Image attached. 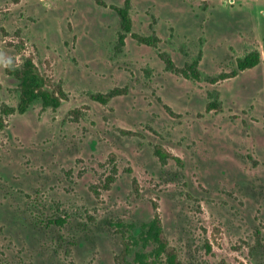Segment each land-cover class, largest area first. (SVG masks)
<instances>
[{"label":"rangeland","instance_id":"rangeland-1","mask_svg":"<svg viewBox=\"0 0 264 264\" xmlns=\"http://www.w3.org/2000/svg\"><path fill=\"white\" fill-rule=\"evenodd\" d=\"M102 1L0 0V264H136L118 223L155 213L181 264H264V59L207 80L263 55L264 0ZM28 57L66 98L4 115Z\"/></svg>","mask_w":264,"mask_h":264},{"label":"trees","instance_id":"trees-1","mask_svg":"<svg viewBox=\"0 0 264 264\" xmlns=\"http://www.w3.org/2000/svg\"><path fill=\"white\" fill-rule=\"evenodd\" d=\"M99 6H105L102 0H93ZM110 8L119 17L120 28L123 34L119 35V42L123 43L125 34H130L133 39L146 45H152L150 38L139 36L132 32V21L129 16L127 5L123 7L110 6ZM199 58L197 57L185 69L179 72L184 78L200 80L201 74L198 70ZM264 59L259 51H252L248 55L237 60L236 69L230 73H222L217 77L207 78L211 83L235 77L239 72L256 67ZM168 69L174 70V65L169 58L165 59ZM18 81L19 97L15 107H3L2 113L10 115L13 113L24 114L35 103H40L43 108L56 109L61 105L63 99L66 98L64 92L59 87L57 90L50 91L46 88V79L37 71L32 58H26L21 67H16L13 63L9 64L8 71ZM176 72V69L174 70ZM1 88V87H0ZM119 90H113L110 94H93L90 97L101 103L106 104L110 97L119 94ZM216 107L212 103L207 107L211 110ZM155 153L161 158H168V154L161 148H156ZM173 160L179 162L176 157ZM112 179V178H111ZM56 223H59L56 221ZM63 224V221H62ZM120 231L123 233L125 251L129 254L133 247L138 250L134 253V262L136 264H181L176 252L169 248V244L164 236L161 220L157 213L152 219L140 223L138 226L134 224L118 223Z\"/></svg>","mask_w":264,"mask_h":264}]
</instances>
